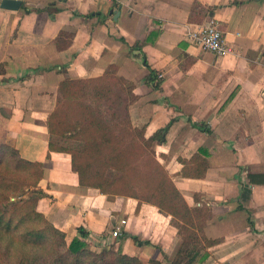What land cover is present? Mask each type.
<instances>
[{
  "label": "crops",
  "instance_id": "1",
  "mask_svg": "<svg viewBox=\"0 0 264 264\" xmlns=\"http://www.w3.org/2000/svg\"><path fill=\"white\" fill-rule=\"evenodd\" d=\"M51 3L62 8L54 18L23 7ZM211 19L220 24L231 54L217 56L188 38L191 28ZM62 29L74 38L58 50L54 39ZM137 41L143 50L131 53L129 44ZM146 62L160 86L147 84ZM1 63L6 72L0 73V144L43 163L39 185L48 196L39 209L68 241L83 226L90 232L87 241L104 244L118 238L111 232L126 219L128 237L117 249L122 245L145 264H169L164 254L174 257L181 244L170 215L146 202L137 211L135 198L110 200L82 186L71 154L50 151L47 120L60 82L102 77L115 65L116 76L135 84L130 115L136 126L146 125L147 137L177 118L167 141L155 144L167 155L187 203L201 205L195 201L201 193L212 210L204 231L207 239L220 241L206 246L199 264H264V183L248 177L264 174V0H22L16 10L0 7ZM189 116L206 122L211 133L193 126ZM200 147L209 152L205 177L182 176L183 160ZM137 230L152 244H136L129 235Z\"/></svg>",
  "mask_w": 264,
  "mask_h": 264
},
{
  "label": "trees",
  "instance_id": "2",
  "mask_svg": "<svg viewBox=\"0 0 264 264\" xmlns=\"http://www.w3.org/2000/svg\"><path fill=\"white\" fill-rule=\"evenodd\" d=\"M23 7L27 13L47 11L51 18L62 9L55 3L43 8L25 4ZM73 38V31L62 29L54 43L58 50H64ZM129 46L131 53L143 50L142 42ZM146 65L150 69L147 84L160 86L158 73L148 62ZM116 69L111 65L102 77L60 82L56 107L47 120L50 151L71 154L72 167L82 186L97 188L110 200L117 196L135 198L137 211L146 202L170 215L183 243L174 257L164 254V260L169 264H199L206 246L220 241L207 239L204 231L212 210L203 202L201 193L195 194V201L201 205L190 206L171 174L149 151L154 143L167 141L177 118H171L147 137L146 125H133L128 110L124 115L121 113V94L128 92L131 102L137 96L133 92L135 84L116 76ZM5 72L1 63L0 73ZM188 120L211 133L206 122H198L192 116ZM208 155V150L200 147L190 159L183 160L180 174L204 178L210 165ZM43 174L42 162L26 159L8 143L0 144V264H145L139 257L124 253L121 246L113 250L106 245L99 251L88 247L90 232L83 226L78 227V235L68 243L66 232L56 227L38 207L40 200L48 196L39 185ZM248 177L250 182L264 183V174L249 173ZM129 236L138 245L152 244L137 235ZM127 237L123 233L120 240Z\"/></svg>",
  "mask_w": 264,
  "mask_h": 264
},
{
  "label": "built area",
  "instance_id": "3",
  "mask_svg": "<svg viewBox=\"0 0 264 264\" xmlns=\"http://www.w3.org/2000/svg\"><path fill=\"white\" fill-rule=\"evenodd\" d=\"M187 36L190 41L217 56H225L233 52V48L227 42L220 24L213 19L206 23L197 24L187 32ZM126 224V219H122L120 223L116 224L111 232L112 236L119 237L122 235L124 233L123 227Z\"/></svg>",
  "mask_w": 264,
  "mask_h": 264
},
{
  "label": "rangeland",
  "instance_id": "4",
  "mask_svg": "<svg viewBox=\"0 0 264 264\" xmlns=\"http://www.w3.org/2000/svg\"><path fill=\"white\" fill-rule=\"evenodd\" d=\"M121 95H122V98H123V106L121 107V113H122V115H124L125 110H128V112L130 113V105L132 103L130 101V97H129L128 92H123ZM132 124L135 125L133 122H132ZM149 151H150V153L152 155H154L155 157H157L159 159V161L165 166L166 170L172 175V178L174 180L175 177L173 176V171H172V168L173 167L168 168L170 166V163H169L170 161H169L167 155L166 154H162L161 152H159L158 151V148L156 147V144L155 143L152 145V147L149 148ZM121 197H126V196H117V197H115V199L116 198L121 199ZM195 206H200V205L195 204ZM38 207H39V204H38ZM130 221L134 222V224L138 225L140 228H142V226L144 227V224H143L144 221H140V219L139 218H136L135 216H130ZM125 229H126V227L124 228V230ZM135 235H138L141 238H149L148 237L149 235H147L145 233V231L143 232V230H137V231H135ZM179 237L181 238V244H182L183 243V239H182V237L180 235H179ZM119 239H120V236L118 238H116V239L115 238H111V239H108L104 244L96 243L93 240H89L88 241V247L93 248V249H96L97 251H99V250H101L102 248H104L107 245V246H110L111 249L117 250V245H119V243L122 241V240H119ZM124 240L125 239H123V243H124ZM71 241L72 240L68 241V243H70ZM128 244H130V242H128L127 244H125L126 250H127V252H131L133 249L131 248V246L128 247L127 246ZM181 244H179V245L181 246ZM43 252H45V250H40V253H43Z\"/></svg>",
  "mask_w": 264,
  "mask_h": 264
},
{
  "label": "water",
  "instance_id": "5",
  "mask_svg": "<svg viewBox=\"0 0 264 264\" xmlns=\"http://www.w3.org/2000/svg\"><path fill=\"white\" fill-rule=\"evenodd\" d=\"M22 5V0H2L0 3V7L4 9H12L16 10L19 9ZM119 12L117 11L116 14ZM117 19V16L115 17Z\"/></svg>",
  "mask_w": 264,
  "mask_h": 264
}]
</instances>
